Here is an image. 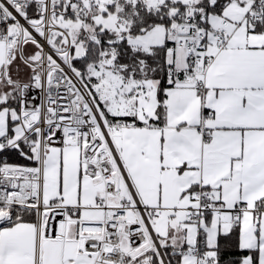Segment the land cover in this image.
<instances>
[{"label": "snow or ice", "instance_id": "1", "mask_svg": "<svg viewBox=\"0 0 264 264\" xmlns=\"http://www.w3.org/2000/svg\"><path fill=\"white\" fill-rule=\"evenodd\" d=\"M0 264H264V0H0Z\"/></svg>", "mask_w": 264, "mask_h": 264}]
</instances>
